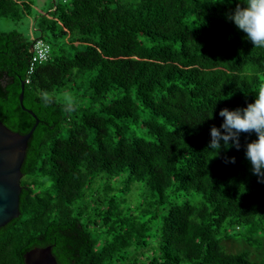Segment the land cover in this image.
Segmentation results:
<instances>
[{
	"label": "trees",
	"instance_id": "1",
	"mask_svg": "<svg viewBox=\"0 0 264 264\" xmlns=\"http://www.w3.org/2000/svg\"><path fill=\"white\" fill-rule=\"evenodd\" d=\"M25 3L0 0V18L18 23ZM236 4L54 2L39 23L51 52L29 83L30 43L0 32V121L35 124L22 85L38 119L0 264L47 245L57 264H264V182L245 155L256 134L208 147L220 110L264 85V48L227 19Z\"/></svg>",
	"mask_w": 264,
	"mask_h": 264
},
{
	"label": "clouds",
	"instance_id": "2",
	"mask_svg": "<svg viewBox=\"0 0 264 264\" xmlns=\"http://www.w3.org/2000/svg\"><path fill=\"white\" fill-rule=\"evenodd\" d=\"M227 19L246 34L253 46L264 48V0H237L236 7L228 14ZM36 39L31 43L32 46ZM219 116L223 118V123L220 128H211L209 149L218 154L222 146L225 149L230 146V141L239 148L241 133H255L257 138L246 145L245 155L251 164L252 173L260 182H264V85L258 88L254 101L247 107L234 110L224 108L220 110ZM211 117L212 114L208 118ZM226 162L235 163V158Z\"/></svg>",
	"mask_w": 264,
	"mask_h": 264
},
{
	"label": "water",
	"instance_id": "3",
	"mask_svg": "<svg viewBox=\"0 0 264 264\" xmlns=\"http://www.w3.org/2000/svg\"><path fill=\"white\" fill-rule=\"evenodd\" d=\"M22 89L19 103L23 110L35 118V124L29 131L22 134L11 130L0 121V227L5 226L20 214V180L23 176L21 166L26 155L28 141L38 123L35 114L22 104ZM23 262L24 264H57L50 245L34 246L28 249L23 254Z\"/></svg>",
	"mask_w": 264,
	"mask_h": 264
},
{
	"label": "rangeland",
	"instance_id": "4",
	"mask_svg": "<svg viewBox=\"0 0 264 264\" xmlns=\"http://www.w3.org/2000/svg\"><path fill=\"white\" fill-rule=\"evenodd\" d=\"M26 2L23 5H20L21 9V20L18 23H14L5 17L0 18V32H5L16 28L31 44L34 39L42 37L46 43L49 44V33L48 31L44 30L43 32L40 31L39 23H41L42 18H50L49 12L52 11L51 8L56 4H61L63 0H21ZM68 1V0H67ZM34 25V28H33ZM41 26V24H40ZM51 39V38H50ZM49 41V42H47ZM53 43V42H52ZM50 46L51 43H50ZM81 47V46H80ZM51 52V49H50ZM23 178H21L22 180ZM231 236L237 237L235 232L231 231ZM260 238H263L264 242V233L260 235ZM231 246V245H230ZM233 247V246H231ZM248 250L252 251L251 247H248Z\"/></svg>",
	"mask_w": 264,
	"mask_h": 264
},
{
	"label": "built area",
	"instance_id": "5",
	"mask_svg": "<svg viewBox=\"0 0 264 264\" xmlns=\"http://www.w3.org/2000/svg\"><path fill=\"white\" fill-rule=\"evenodd\" d=\"M50 47L43 39L38 38L34 41L32 46V53L28 60V66L25 73V83L31 80L32 72L37 64L46 61L49 57Z\"/></svg>",
	"mask_w": 264,
	"mask_h": 264
}]
</instances>
